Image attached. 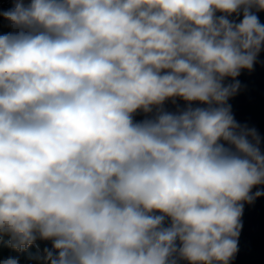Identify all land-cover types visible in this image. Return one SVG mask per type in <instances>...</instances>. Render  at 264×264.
I'll return each instance as SVG.
<instances>
[{
    "label": "clouds",
    "instance_id": "obj_1",
    "mask_svg": "<svg viewBox=\"0 0 264 264\" xmlns=\"http://www.w3.org/2000/svg\"><path fill=\"white\" fill-rule=\"evenodd\" d=\"M261 11L264 0H14L0 12L12 29L0 35L8 247L51 241L43 264H230L244 204L264 196L252 191L261 138L228 103L264 49Z\"/></svg>",
    "mask_w": 264,
    "mask_h": 264
},
{
    "label": "water",
    "instance_id": "obj_2",
    "mask_svg": "<svg viewBox=\"0 0 264 264\" xmlns=\"http://www.w3.org/2000/svg\"><path fill=\"white\" fill-rule=\"evenodd\" d=\"M256 14L264 24V11ZM230 19L239 22L242 16L230 17ZM236 79L240 82V88L228 101L232 114L241 125L256 129L261 138V151L264 152V49L260 52L253 70H241V74ZM225 83H232V79L226 78ZM177 106L183 108L185 102L177 99L175 105L171 100L164 104V108L168 111H175ZM151 115L138 111L133 118L139 122L150 118ZM258 189L264 191V185L254 187L252 191ZM241 219L243 227L238 239L239 250L230 264H264V196L255 199L251 204L245 203ZM33 246L42 255L43 249H51L52 242L38 239ZM180 264H188V262L180 261Z\"/></svg>",
    "mask_w": 264,
    "mask_h": 264
},
{
    "label": "trees",
    "instance_id": "obj_3",
    "mask_svg": "<svg viewBox=\"0 0 264 264\" xmlns=\"http://www.w3.org/2000/svg\"><path fill=\"white\" fill-rule=\"evenodd\" d=\"M9 28L8 22L0 19V35L10 32ZM7 240V236L0 238V261L12 255L19 256L20 264H43V261L38 258L41 256L39 251L33 245L26 251L17 253L8 247Z\"/></svg>",
    "mask_w": 264,
    "mask_h": 264
},
{
    "label": "built area",
    "instance_id": "obj_4",
    "mask_svg": "<svg viewBox=\"0 0 264 264\" xmlns=\"http://www.w3.org/2000/svg\"><path fill=\"white\" fill-rule=\"evenodd\" d=\"M13 6H14V0H0V12L7 11L11 9ZM0 19L5 20L3 16H0ZM9 29L12 31L11 28Z\"/></svg>",
    "mask_w": 264,
    "mask_h": 264
}]
</instances>
